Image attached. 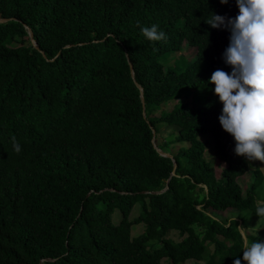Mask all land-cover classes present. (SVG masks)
Returning <instances> with one entry per match:
<instances>
[{"label": "trees", "instance_id": "trees-1", "mask_svg": "<svg viewBox=\"0 0 264 264\" xmlns=\"http://www.w3.org/2000/svg\"><path fill=\"white\" fill-rule=\"evenodd\" d=\"M238 11L235 0H0V264H247L238 224L258 217L257 203L236 182L247 158L209 83L231 72L221 58L230 33L204 22ZM153 24L166 42L142 34ZM159 124L174 130L161 135ZM200 135L224 163L217 177Z\"/></svg>", "mask_w": 264, "mask_h": 264}, {"label": "clouds", "instance_id": "clouds-1", "mask_svg": "<svg viewBox=\"0 0 264 264\" xmlns=\"http://www.w3.org/2000/svg\"><path fill=\"white\" fill-rule=\"evenodd\" d=\"M235 2L239 10L235 17L212 12L204 20L212 28L230 33L221 58L231 72L217 69L209 83L214 84V94L223 105L218 119L223 130L234 138L235 154L246 157L249 162H264V0ZM220 3L227 5L229 0H220ZM141 32L153 43L167 40L166 33L155 24L142 27ZM11 140L13 149L19 153L21 146L15 136ZM255 213L259 217L264 213V200L257 201ZM241 237L243 261L264 264V242L249 244L243 227ZM233 264H242V261L236 258Z\"/></svg>", "mask_w": 264, "mask_h": 264}, {"label": "rangeland", "instance_id": "rangeland-1", "mask_svg": "<svg viewBox=\"0 0 264 264\" xmlns=\"http://www.w3.org/2000/svg\"><path fill=\"white\" fill-rule=\"evenodd\" d=\"M195 49L193 47H190L188 45H185V43L181 44V50L180 54L184 57V59L188 60L193 58L194 56ZM172 58H168L166 62L163 63H170ZM188 97L185 98V101H188ZM168 104L164 106V108H167ZM160 125V126H159ZM159 131L161 135L166 134L169 131H173L174 128H170L169 126H165L164 124H159ZM199 139H201L204 142V158L209 160L215 177L218 176L220 169L224 166V163L221 161L217 160L213 154H212V149H211V143L210 139L207 135H200ZM248 163V170L245 171L242 175L236 177V182L240 188L241 194L244 196L247 191L250 190V188L253 189L254 192V198L257 203L258 200H264V162L259 161V160H254ZM256 167L259 170L260 173V179L258 183H255L254 186H252V183L254 182L253 180V173L252 170L253 168ZM138 212V207L137 204H134L128 214V218L131 219L137 215ZM218 215V214H217ZM221 217H227V218H234L236 217L235 211L231 212V210L226 209L224 212H222ZM119 218V213L117 210H114L111 215L110 219L113 223H116ZM239 222V221H238ZM247 227L245 231L249 233H255L256 235L261 236L264 234V213L260 215V217H253L251 216L250 219L247 221ZM196 230L199 229V227H195ZM143 229V226L141 224H135L130 227V235H136L137 233L141 232ZM238 229L239 232L241 233V227L238 224ZM167 236L170 237L173 240H179L180 237L177 235L176 231H169L167 233ZM164 261V260H163ZM196 262L193 260H186L182 264H195Z\"/></svg>", "mask_w": 264, "mask_h": 264}, {"label": "water", "instance_id": "water-1", "mask_svg": "<svg viewBox=\"0 0 264 264\" xmlns=\"http://www.w3.org/2000/svg\"><path fill=\"white\" fill-rule=\"evenodd\" d=\"M6 19L5 18H0V22L1 21H5ZM24 26V28H25V30H26V33H27V36H28V39H29V42H30V44L32 45V47L33 48H35V49H37V46H36V44H35V41L33 40V38H32V32H31V30H30V28L28 27V26H26V25H23ZM67 46V45H66ZM126 59H127V57H126ZM127 64H128V68H129V74H130V77L133 79V72H132V68H131V64H130V62L128 61V59H127ZM133 83H134V85L137 87V89H138V92H139V100H140V102H141V109H142V111H141V113H142V116L144 117V112H143V99H142V90H141V87L134 81V79H133ZM148 127H149V129H150V132H151V141H152V139H153V135H154V130H153V128L150 126V125H148ZM152 147L155 149V151L159 154V155H161V156H164V157H168V158H170L171 159V161H172V169L174 168V166H175V163H174V160L171 158V155L169 154V153H167V152H163V151H161L158 147H156L155 146V144L153 143L152 144ZM173 174V172L171 171L170 172V175H172ZM166 184L161 188V189H158V190H152V191H145V190H143V191H141V192H149V193H152V194H157V193H160V192H163L165 189H166ZM243 243H244V241H243ZM45 260H51L50 258H45ZM41 261V260H40Z\"/></svg>", "mask_w": 264, "mask_h": 264}]
</instances>
